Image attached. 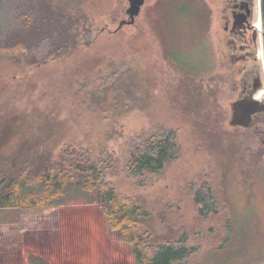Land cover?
<instances>
[{
  "label": "rangeland",
  "instance_id": "obj_1",
  "mask_svg": "<svg viewBox=\"0 0 264 264\" xmlns=\"http://www.w3.org/2000/svg\"><path fill=\"white\" fill-rule=\"evenodd\" d=\"M78 1L90 45L44 62L23 47L0 49V155L26 145L53 159L85 149L121 195L150 209L155 234L187 235L196 252L184 264H264V120L230 124L245 68L228 44L223 0H147L117 32L126 0ZM259 12L256 0L255 25ZM255 29L247 68L259 67L264 83ZM165 129L177 131V158L160 173L128 174L133 148ZM203 181L223 207L208 216L194 201ZM235 216L250 243L230 256L224 237ZM31 254L50 264H137L97 196L80 189L59 206L0 208V264H32Z\"/></svg>",
  "mask_w": 264,
  "mask_h": 264
},
{
  "label": "trees",
  "instance_id": "obj_2",
  "mask_svg": "<svg viewBox=\"0 0 264 264\" xmlns=\"http://www.w3.org/2000/svg\"><path fill=\"white\" fill-rule=\"evenodd\" d=\"M78 2L0 0V49L23 47L29 60L44 62L90 45L95 38L92 23ZM178 143L175 129L152 133L133 148L125 161V170L137 177L162 172L177 158ZM84 150L64 149L53 159L46 154L47 149L26 145L18 152L0 155V208L59 206L80 189L97 196L110 227L119 231L131 246L137 264H184L195 254L186 234H155L149 228L150 209L131 196L121 195L106 179L104 161ZM194 201L204 216L223 208L209 181L194 189ZM227 228L224 242L231 245L230 256L245 250L250 242L244 240L250 234L246 235L247 229L239 232L236 216L227 222ZM243 241L240 246L238 242ZM31 263L50 264L42 255L35 254H31Z\"/></svg>",
  "mask_w": 264,
  "mask_h": 264
},
{
  "label": "water",
  "instance_id": "obj_3",
  "mask_svg": "<svg viewBox=\"0 0 264 264\" xmlns=\"http://www.w3.org/2000/svg\"><path fill=\"white\" fill-rule=\"evenodd\" d=\"M128 7L126 9L127 18H123L116 32L125 25L135 24L142 7L147 0H126ZM259 18L261 22V46L263 51L264 66V0H259ZM241 93L238 99L232 102V116L230 124L244 128L251 127L256 120H264V83L261 78L259 67L251 72H246L241 79Z\"/></svg>",
  "mask_w": 264,
  "mask_h": 264
},
{
  "label": "flooded vegetation",
  "instance_id": "obj_4",
  "mask_svg": "<svg viewBox=\"0 0 264 264\" xmlns=\"http://www.w3.org/2000/svg\"><path fill=\"white\" fill-rule=\"evenodd\" d=\"M226 15L225 30L228 32V44L234 51V58L244 62L242 74L254 69L247 68L254 54L257 37V24L252 23L256 0H223ZM252 68V67H251Z\"/></svg>",
  "mask_w": 264,
  "mask_h": 264
},
{
  "label": "bare ground",
  "instance_id": "obj_5",
  "mask_svg": "<svg viewBox=\"0 0 264 264\" xmlns=\"http://www.w3.org/2000/svg\"><path fill=\"white\" fill-rule=\"evenodd\" d=\"M257 27H260V29H261V22H260V19H259V22L257 23ZM262 59H263V51H262ZM263 94H264V90H263Z\"/></svg>",
  "mask_w": 264,
  "mask_h": 264
}]
</instances>
